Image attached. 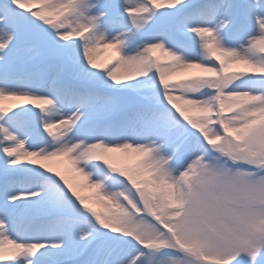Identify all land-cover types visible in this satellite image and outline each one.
<instances>
[{
    "label": "snow or ice",
    "instance_id": "obj_1",
    "mask_svg": "<svg viewBox=\"0 0 264 264\" xmlns=\"http://www.w3.org/2000/svg\"><path fill=\"white\" fill-rule=\"evenodd\" d=\"M0 264H264V0H0Z\"/></svg>",
    "mask_w": 264,
    "mask_h": 264
}]
</instances>
